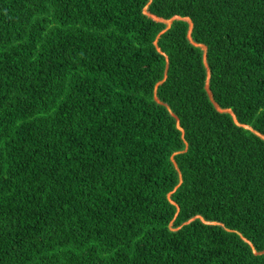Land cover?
<instances>
[{
	"label": "trees",
	"instance_id": "1",
	"mask_svg": "<svg viewBox=\"0 0 264 264\" xmlns=\"http://www.w3.org/2000/svg\"><path fill=\"white\" fill-rule=\"evenodd\" d=\"M263 137L264 0H0V264H264Z\"/></svg>",
	"mask_w": 264,
	"mask_h": 264
},
{
	"label": "water",
	"instance_id": "2",
	"mask_svg": "<svg viewBox=\"0 0 264 264\" xmlns=\"http://www.w3.org/2000/svg\"><path fill=\"white\" fill-rule=\"evenodd\" d=\"M176 19H179L178 17H176V18H173L171 21H168V23L170 24V26H171V24L173 23V21L174 20H176ZM170 26L168 27V29L170 28ZM209 95H210V97H212V94L209 92ZM217 108L219 109V107L217 106Z\"/></svg>",
	"mask_w": 264,
	"mask_h": 264
},
{
	"label": "rangeland",
	"instance_id": "3",
	"mask_svg": "<svg viewBox=\"0 0 264 264\" xmlns=\"http://www.w3.org/2000/svg\"><path fill=\"white\" fill-rule=\"evenodd\" d=\"M154 19H155V18H154ZM156 20H158V19L156 18ZM159 21H162V20H159ZM186 21L189 22L188 19H186ZM166 24L168 25V27L170 26V24H169L168 22H166ZM204 49H205V48H204ZM223 112H230V111H223ZM245 128L250 129L249 127H245ZM263 138H264V137H263Z\"/></svg>",
	"mask_w": 264,
	"mask_h": 264
}]
</instances>
